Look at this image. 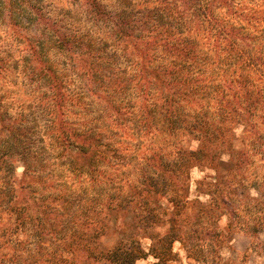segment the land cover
Masks as SVG:
<instances>
[{"label": "rangeland", "instance_id": "rangeland-1", "mask_svg": "<svg viewBox=\"0 0 264 264\" xmlns=\"http://www.w3.org/2000/svg\"><path fill=\"white\" fill-rule=\"evenodd\" d=\"M182 1L0 0V198L7 182L15 192L34 183V202L57 218L41 239L13 238L29 245L26 255L40 242L68 261L105 263L100 249L116 246L121 228L140 245L133 264H264V0H186L192 10ZM120 12L130 16L116 25ZM168 43L184 52L174 56ZM164 83L182 86L168 123L155 89ZM199 121L211 135L202 144L221 149L215 164L183 152L198 150ZM63 133L90 135L108 152L79 164L56 142ZM128 195L132 211L119 206ZM174 198L184 224L204 211L219 230L198 238L174 229L183 239L171 242Z\"/></svg>", "mask_w": 264, "mask_h": 264}, {"label": "trees", "instance_id": "trees-1", "mask_svg": "<svg viewBox=\"0 0 264 264\" xmlns=\"http://www.w3.org/2000/svg\"><path fill=\"white\" fill-rule=\"evenodd\" d=\"M92 1L95 2V0H90L92 4H93ZM176 1L177 0H162V2L166 3L167 5L176 3ZM181 5L183 9L192 10L191 8L192 5H189V3L186 0H183ZM93 7H96V6H93ZM137 13L139 12H134L132 14H137ZM129 16H130L129 13L125 14V13L120 12V14H118L113 19V22L116 25H122L126 17H129ZM133 25L134 24L130 26H126L125 28L132 29ZM137 26H139V24H137ZM121 30H122L121 32L125 31L123 29ZM126 32H127L126 36H128L129 30H127ZM68 42L73 43V41H68ZM61 45H62V42H61ZM65 47H67L68 49L72 48L71 45H69L66 41H65ZM73 47H75V45ZM167 49L171 50L174 56H178V57L184 52V48L183 47L181 48L177 43H168ZM87 58L92 59L89 56ZM92 72L90 71L89 74H92L98 79L103 80V77L99 73L97 72L92 73ZM179 86H176V85L167 86L165 83L155 86V89L158 95L160 96V101L163 102L162 113L165 117V120L167 121L166 123H168L171 116H173L171 108L174 107L175 100L178 97V95L181 93L180 88H182V86L181 85ZM49 89L53 92L54 102L57 103V98L60 100L62 97V94L59 91L58 85L55 83V81L53 83H50ZM248 108L249 106L247 107V109ZM241 117L242 116H240V119ZM169 126H171L170 128L172 129H177L176 126L178 125L173 126L169 124ZM193 128L196 129V132L199 131V135L201 137L200 146L197 151H189V152L187 150L183 151L187 155V157H189V159H186V160L188 162L194 161V163L196 164V161H198L201 157H204V155H206L211 164H215L216 162H218L222 154L221 149L218 146H216L215 149H212V148L209 149L205 146L204 143H203L204 145L202 144V140H204L207 145H210L209 143L211 142L210 140L211 135L208 132V130L205 129V125L201 123V121H199L197 125L196 124L193 125ZM64 134L65 133H63L62 138L60 140L58 139V137H56L55 140L59 144L60 147L61 145H63L64 148H69L68 150L71 151L72 160L73 161L77 160L79 164L80 162H82L81 164H86L85 161L87 160V165L89 167L91 166L90 163L92 160L96 161L97 158H103L102 154L105 152H108L103 147V145H100V146L98 145L97 147L96 145L97 139H92L90 135H84V134L77 135L76 134L70 137ZM192 134H195V133H192ZM22 142H23V147H24V150L22 153L26 159H29L27 155V148L25 146V144L27 143V139L25 138V136H24V139H22ZM98 148H99V151H97ZM176 151L178 152L182 151L181 147L176 149ZM229 161L231 162L230 157H229ZM22 163H24V169H25L27 163L25 161H22ZM166 166L168 165L163 166L162 163L159 162L155 169L157 170L158 174L168 175L167 172L169 169ZM159 177L160 175L158 176V178ZM30 183L24 182L22 183L21 186L18 184L19 186L17 187V192H15L17 184H15L14 182H9V183L7 182L6 195L0 198L1 214L3 212L6 213L4 220L2 218L0 219V264H89V263H83V261H79V260L77 261L69 260L68 261L66 259H63L62 257L56 256L55 254L53 255L47 254L42 251L45 248V245L42 246L40 242H38L39 245L37 247L33 249L29 248L32 251V253L30 255L29 254L26 255L24 251L28 252L27 247H29V245L23 244V241H13V238H15L16 236L19 237V235L21 234L22 235L32 234V235L38 236V239H41L44 237L45 232H52L53 226H54L53 223H55L57 219L55 218V216H53L52 211L48 209L49 207L47 206V203H45L43 199H40L41 202L38 201L37 202L38 204L34 202L35 198L33 196L36 194L35 193L36 189L34 187V183L32 184ZM229 183L230 181L228 180L227 184ZM172 184H175V183L172 182ZM213 184H212L213 186H216L215 183ZM144 186L145 187L149 186V187L146 190V192H142L143 197L144 195L147 198H148V195L150 194L155 195V192H152V188H155L157 186L156 183H154L153 185L149 184V185H144ZM180 192L182 196H183L182 193H184L185 196L183 197L187 198L188 193H189L188 189L184 187L182 189V187L180 186ZM161 194H163L162 197H164L163 191H160L158 193V199L156 201L157 204L160 203L159 197ZM168 194L166 196H168ZM216 194L218 196L223 195L222 193H216ZM221 201L222 203H227L226 197L223 196L221 198ZM134 202H135V197H133L132 195H128L125 197V200H123L122 203L119 204V206L122 210L132 211L131 205H134L133 204ZM169 202L170 203L176 202V206L170 205L169 207L168 205V207H166V210L170 209L168 213V216H169L168 221H170V225L172 226H170L171 228L169 229L167 236L168 238H170L171 242H174L179 239L182 240L183 238H182V235L180 234L182 232L186 233L188 230H192V234L198 238L203 237V235H201V232H206L208 230L207 227H211L212 229L214 228V230H219V227L213 221H211L210 223L206 222L207 224L203 222L204 219H202V217L200 218V216L204 211H200V213L198 212L196 216H194L192 219L190 218L189 219L190 221H187L186 224H184L183 215L181 214L180 209L177 207V205H179L180 202L182 203V200L178 202V201H175V198H174L172 199V201L169 200ZM61 206H64V205L61 204ZM140 214L141 215L144 214V217L139 220V221H143V219H145L147 215L142 211L140 212ZM204 217H207V216L205 215ZM123 220H122V225H123ZM124 223H125L124 225L128 224L127 222H124ZM193 223H195V225ZM201 225H204V226H201ZM198 227H203L202 228L203 231L198 229ZM174 229H179L180 231L178 230L177 231L180 234L176 233ZM119 230H120V237L118 239V242L116 243V246L112 247L111 249L110 248L107 249L106 247L100 246L101 247L100 250H102L101 251L102 254H105L108 257L102 260V261H105V263L95 262L93 264H133L134 261L138 258V254H139L138 252H140V249H141L140 245L135 241L130 242L128 238L125 239L124 237L126 236L125 232L123 231L121 232V228ZM210 234H207V235H210ZM210 242L212 241L210 240ZM37 254H40V256H46V257L44 258L40 257L38 259ZM194 254L195 256L198 255V253L196 252ZM216 258L220 260V255L218 253L216 254Z\"/></svg>", "mask_w": 264, "mask_h": 264}]
</instances>
